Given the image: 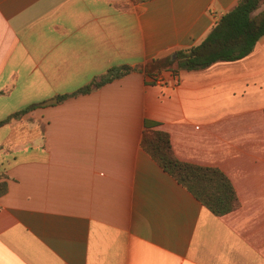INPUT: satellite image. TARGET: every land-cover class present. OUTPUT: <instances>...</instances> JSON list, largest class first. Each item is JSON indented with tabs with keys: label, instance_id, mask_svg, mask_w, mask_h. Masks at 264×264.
<instances>
[{
	"label": "crops",
	"instance_id": "0c3cea01",
	"mask_svg": "<svg viewBox=\"0 0 264 264\" xmlns=\"http://www.w3.org/2000/svg\"><path fill=\"white\" fill-rule=\"evenodd\" d=\"M237 2L0 0V123L35 106L0 125V264H264V36L241 60L149 73ZM147 122L239 207L216 216L166 172Z\"/></svg>",
	"mask_w": 264,
	"mask_h": 264
},
{
	"label": "trees",
	"instance_id": "16d2710c",
	"mask_svg": "<svg viewBox=\"0 0 264 264\" xmlns=\"http://www.w3.org/2000/svg\"><path fill=\"white\" fill-rule=\"evenodd\" d=\"M263 36L264 0H238L236 6L220 18L201 43L178 51L174 61L168 58L153 59L149 63V73L173 67L176 71H196L218 62L241 60L254 50ZM130 71L129 67L110 70L99 82L86 86L79 93H88L93 88L122 77ZM34 107L31 106L8 117L0 125ZM154 125L148 122L145 125L142 140L144 150L214 215L224 216L235 211L239 207V200L227 176L217 168L179 161L173 153L168 133L154 129ZM4 190V185H1L0 193Z\"/></svg>",
	"mask_w": 264,
	"mask_h": 264
},
{
	"label": "built area",
	"instance_id": "2783aa9c",
	"mask_svg": "<svg viewBox=\"0 0 264 264\" xmlns=\"http://www.w3.org/2000/svg\"><path fill=\"white\" fill-rule=\"evenodd\" d=\"M156 83L159 84V85H162V84H163V81H161V80L159 79Z\"/></svg>",
	"mask_w": 264,
	"mask_h": 264
},
{
	"label": "water",
	"instance_id": "95a60500",
	"mask_svg": "<svg viewBox=\"0 0 264 264\" xmlns=\"http://www.w3.org/2000/svg\"><path fill=\"white\" fill-rule=\"evenodd\" d=\"M47 104H50V102H49V103H47Z\"/></svg>",
	"mask_w": 264,
	"mask_h": 264
}]
</instances>
